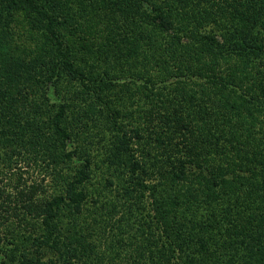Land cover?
<instances>
[{
  "label": "trees",
  "instance_id": "trees-1",
  "mask_svg": "<svg viewBox=\"0 0 264 264\" xmlns=\"http://www.w3.org/2000/svg\"><path fill=\"white\" fill-rule=\"evenodd\" d=\"M0 264H264V0H0Z\"/></svg>",
  "mask_w": 264,
  "mask_h": 264
},
{
  "label": "rangeland",
  "instance_id": "rangeland-1",
  "mask_svg": "<svg viewBox=\"0 0 264 264\" xmlns=\"http://www.w3.org/2000/svg\"><path fill=\"white\" fill-rule=\"evenodd\" d=\"M20 19H22V18H20ZM84 41V40H83ZM85 43L89 46V47H92V48H94V49H96V46L98 45L97 44V40H94L93 38H88V39H86V41H85ZM142 80H140V82H141ZM25 176L26 177H28V179L29 178H33V177H36L37 176V174H36V172L35 171H31V170H29V173L27 174V173H25ZM6 261V260H5Z\"/></svg>",
  "mask_w": 264,
  "mask_h": 264
}]
</instances>
